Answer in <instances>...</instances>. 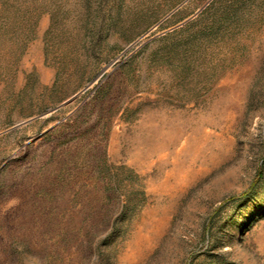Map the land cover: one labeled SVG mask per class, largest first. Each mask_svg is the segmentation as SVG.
<instances>
[{
	"label": "rangeland",
	"instance_id": "rangeland-1",
	"mask_svg": "<svg viewBox=\"0 0 264 264\" xmlns=\"http://www.w3.org/2000/svg\"><path fill=\"white\" fill-rule=\"evenodd\" d=\"M0 264H264V0H0Z\"/></svg>",
	"mask_w": 264,
	"mask_h": 264
},
{
	"label": "clouds",
	"instance_id": "clouds-1",
	"mask_svg": "<svg viewBox=\"0 0 264 264\" xmlns=\"http://www.w3.org/2000/svg\"><path fill=\"white\" fill-rule=\"evenodd\" d=\"M11 203H14V201L10 202V205L9 206H11Z\"/></svg>",
	"mask_w": 264,
	"mask_h": 264
}]
</instances>
